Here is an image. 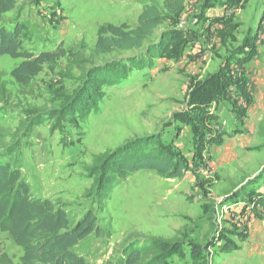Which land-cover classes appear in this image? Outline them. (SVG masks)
Here are the masks:
<instances>
[{
  "label": "rangeland",
  "instance_id": "obj_1",
  "mask_svg": "<svg viewBox=\"0 0 264 264\" xmlns=\"http://www.w3.org/2000/svg\"><path fill=\"white\" fill-rule=\"evenodd\" d=\"M16 1L17 9L5 16V26L12 29L14 23L23 25L27 34L25 48L35 53L64 50L67 55L56 65H46L27 88L12 77V71L22 60L0 57V162L16 163L34 194L62 204L73 224L91 211L95 214L97 231L76 248V253L89 264H120L125 248L131 243L157 240L180 247L183 255H175L170 264H196L200 259L198 264H238L239 253L229 252V245L239 246L238 243L246 241L248 231L230 223L226 219L227 208L223 207L238 200L252 186L264 188V168L252 175L245 172L260 165L264 167V112L256 114L251 109V113L244 112L243 117L249 116L247 126L252 133L230 141L236 150L244 149L242 155L208 144L211 140L204 122L202 126L195 122L199 114L181 113L189 111L198 96V90L191 91L187 82L198 79L202 82L211 77L214 80L210 85H213L219 79L225 84H222L224 92L230 95L232 84L228 80L232 81L218 72L221 63L229 57L235 60L237 51L240 53L248 40L257 43V51L261 48L264 51V0H244L232 7L225 0H217L218 7L206 11L202 9L204 3L209 5L214 0H198V5L197 0H192L194 10L187 22L190 37L194 39L195 35L196 42H202L207 50L206 62L195 73L188 65L176 63L174 54L183 47L177 40L173 43L176 48L166 57L153 64L144 58L170 23L159 26L141 49L117 50L111 54L96 52L98 33L103 26L137 27L142 11L137 2L141 0ZM151 4L162 6L152 1ZM224 10L229 13L228 24L217 31L208 24V17L203 16L221 14ZM134 59H139L140 64L145 59L150 66L138 69L132 63ZM260 63L264 69V57L258 55L245 66L244 73ZM235 68L238 75L237 70L241 69ZM91 70L101 76L111 74L113 82L119 80L116 85L103 88L104 97L96 112L85 121L63 123L57 130L52 129L54 121L50 119L30 132L26 130V111L47 114L60 110L86 82ZM122 71L129 75L118 78ZM257 77L249 82L254 93L250 103L262 92L260 106L263 107L264 87L259 85L264 84V75L259 81ZM244 79L245 76H237L238 83ZM218 109L220 119L229 111L224 103ZM240 112L242 104L236 105L234 113L229 111L226 115L242 117ZM127 146L129 150L123 153L129 152L131 156L142 155L145 149L156 152L168 148L186 164L185 173L182 177L167 179L155 171L141 170L126 179L117 178L111 189H106L105 196H99L94 190L97 183L94 168L97 171L109 156ZM197 146L207 147L208 152L196 154ZM193 147H196L195 154ZM8 149L16 153L7 156ZM242 157L247 163L236 173L241 175L227 179L231 175L229 170L239 168ZM231 193L229 202L221 199ZM261 198L264 194L254 191L244 203L245 208L253 206L256 218L264 220V215L257 216L264 210L258 212L255 206ZM261 235L264 246V231ZM246 243L250 244L248 240ZM0 246L14 264H22L23 250L9 234L1 231Z\"/></svg>",
  "mask_w": 264,
  "mask_h": 264
},
{
  "label": "trees",
  "instance_id": "obj_2",
  "mask_svg": "<svg viewBox=\"0 0 264 264\" xmlns=\"http://www.w3.org/2000/svg\"><path fill=\"white\" fill-rule=\"evenodd\" d=\"M184 8L185 0H167L163 9L155 4L145 5L138 17L136 28L129 29L127 25H107L100 28L95 50L99 54H111L117 50L141 49L159 26L179 17ZM16 9V0H0V57L9 56L22 60L12 71V77L19 85L27 88L44 71L46 65H56L67 53L64 50L59 53H35L27 50V34L23 25L14 23L12 29L5 26V16ZM176 38L177 32L174 30L164 32L160 40L148 48L144 58L152 60L162 57L169 47L177 46L173 44L175 40L180 41L178 45H182L183 41ZM146 60L141 59L143 63L140 64L139 59H134L132 63L142 69L149 65L147 63L146 66ZM122 76L128 74L122 71L118 78ZM113 78L111 74L101 76L97 71L91 70L86 82L60 110L47 114L26 111V130L30 132L34 127L42 125L46 119L54 121L53 130L61 128L63 123L76 124L85 121L91 113L98 110V105L104 97L103 88L116 85L119 81L113 82ZM128 150V146L120 149V152L109 156L101 168L97 167V171L94 168L97 177L94 190L99 196H105L106 189H111L113 181L117 178L126 179L141 170L155 171L167 179L184 175L186 164L169 152L168 148L156 152L145 149L146 153L138 156H131L129 152L123 153ZM15 153L16 151L8 149L6 155ZM255 206L258 212H263L264 198L256 202ZM263 213H257V216L261 218ZM96 223V216L91 211L73 224L62 204L39 198L34 194L31 184L16 163L0 162V231L9 234L23 250L22 264H89L85 257L75 250L90 235L95 234ZM179 249L177 244L164 241L154 240L147 244L134 242L125 248L119 262L170 264V259L175 255H183ZM200 261L202 259L196 264ZM0 264H14L13 259L1 246Z\"/></svg>",
  "mask_w": 264,
  "mask_h": 264
},
{
  "label": "crops",
  "instance_id": "obj_3",
  "mask_svg": "<svg viewBox=\"0 0 264 264\" xmlns=\"http://www.w3.org/2000/svg\"><path fill=\"white\" fill-rule=\"evenodd\" d=\"M151 1L157 4L158 3L162 4L160 8L163 9L164 3L167 0H154V1L153 0H141L137 2V5L143 9L145 5H150ZM242 1L244 0H225V3L228 2L229 3L228 5L232 7L233 5H237V6L241 5ZM216 2L217 0H214L209 5L207 2L204 3V6L202 8L203 11H206L207 9L211 10L215 7H218V4H216ZM192 4H193L192 0H185L184 11L181 13L179 17L167 22V23H170V26L167 28H164L161 35L168 30H174L175 32H177L176 39H180L181 41H183V44H182L183 47L180 49V51L175 52L174 59L176 60V63H178L181 66L184 64L188 65L191 71L195 73V72H200L199 70L203 66L202 63L206 62L205 53L207 50L206 51L204 50L205 47L202 42L201 43L199 41L196 42L197 39L195 35L193 37L194 39L190 37L189 31H191V29L189 28V23L187 22L190 21V17H189L190 13L194 10V8H191ZM196 4L197 5L199 4L198 0L196 1ZM186 11L188 12L186 13ZM228 15L229 13L224 10L221 14L214 13V14H207L206 16L204 14L203 17L205 19L208 17L207 18L209 22L208 24L211 23V27H213L214 29L216 28L217 31H220L221 28H225L227 26ZM167 23L163 25H168ZM171 23L174 25H171ZM207 27L209 29V25ZM256 44L257 43L254 42V40H248V44L243 45L240 48L239 50L240 53H238L237 51V54L235 55V57L237 56V58L235 60L229 57L226 60H224V62L221 63L220 70L218 72L221 73L223 76H226L232 81L230 82L228 79H226L228 80L229 85L232 84L231 88H229V91L231 92L232 96L231 94L229 95L228 93L224 92L223 85L225 84L223 82H220L219 79H217L213 85H210V83H213V80H214V78H211V77L209 79L207 77L205 81H202V82H200L201 79H198L196 82L197 83L200 82L199 84H196V82H193V81L187 82V86H191L192 88L191 91L193 89L198 90V96L196 100L194 101V103L190 106L189 111L183 112L181 114H187L191 112L194 116H197L199 114L195 122L198 125H201L204 122L205 128L207 129L209 133L208 140H211L210 142H208V144H211L215 148L220 147L221 151L224 150L230 154H232V152H229V151H233V150L238 151L239 152L238 155L244 154L243 148L236 150L234 146L233 147L231 146L230 141H232L234 138L240 135H242L243 137V136H247L248 134L252 133L251 129L249 128L250 126L249 125L247 126V123L249 122V118H248L249 116L246 118L243 117L244 112H246L247 110H249L250 112V109L252 110V112H255L256 114L264 112V106L263 107L260 106V98L263 99V93L259 92L258 93L259 95H255L254 102L250 103L253 100L251 98L252 97L251 94H254V93L249 88V82L252 83V78L254 81V77L256 75L258 76L257 81L262 80V75H264V69L261 68L262 67L261 63L258 64L256 68L250 67L249 68L250 72H249V69L247 68L248 72L244 73L245 66L246 67L249 66V64L253 60H255V58L258 55H259V58L264 57V51L262 50V48L258 50L259 52L257 51V49H255ZM172 49H174V47L172 46L169 47L166 50L165 54L159 58L166 57V55H168L167 53H169V51H171ZM159 58H155V59L153 58L150 64L151 63L153 64ZM239 63L241 66L238 65ZM150 64L148 65V67L150 66ZM146 66H147V63H146ZM235 67H240L241 69V70H237L239 72L238 75L237 73H235L236 70H233V69H236ZM215 75H218V73H216ZM239 75L245 76V79L243 80V82L238 83L237 76ZM259 86L264 87V84L260 82ZM221 103H224V105L228 107V110L231 113H234V108H236V105L240 106L242 104V112H240V115L242 117H239L238 115L236 116L234 114H231V117L230 116L228 117L226 113L229 111H227L225 112V115H224L225 117L220 119L218 105H220ZM246 106H248V109L245 108ZM240 118H244V119H240ZM217 126H218V129H217ZM251 126H252V123H251ZM193 135L195 137V134ZM193 140H195V138H193ZM201 149H202V152H200ZM195 150H196V147H193V150H192L193 154H195ZM205 151L206 153L208 152L207 147H203V148L198 147V149L196 150V154H202ZM244 157L240 158L241 162H239V168L235 169L234 171H232L233 169L229 170V172H231V175L229 176L231 177L228 176L227 179L232 180L233 178H236L241 175V173L240 174H236V173L241 172L240 170H242L244 165L247 163V161L245 162ZM235 160L237 161V159ZM250 167L251 166L246 167V168H250ZM190 168L193 169L194 167L190 165ZM262 168L264 167L260 165V166H257L253 170H245V172L249 174L251 173L250 175H252L253 174L252 172L256 170L262 171L263 170ZM224 178L226 179V176H224ZM255 186H252L247 192H242L239 199L234 202H229L227 199V198H231V196L233 195L232 193L231 195L223 196V198H221L224 200L227 199L226 202L227 201L229 202L227 203L228 209L225 210L226 215H227V216L225 215L227 217L226 219H229L230 223H232L236 227H241L244 230L248 231V237L246 241L248 240L250 244H247L246 241H242L238 243L239 246L229 245L231 246L228 250L229 252H232L233 254H235L236 252L239 253L240 259L238 260L239 262L238 264H264V250H263L264 246L260 242V238L262 236L261 234L264 231V220H260L256 218L252 213V209L245 208V203H244V200L247 199V195L253 194L254 191L256 192V194H261V193L264 194V188H262L263 186H260V187H257V186L255 187Z\"/></svg>",
  "mask_w": 264,
  "mask_h": 264
},
{
  "label": "built area",
  "instance_id": "obj_4",
  "mask_svg": "<svg viewBox=\"0 0 264 264\" xmlns=\"http://www.w3.org/2000/svg\"><path fill=\"white\" fill-rule=\"evenodd\" d=\"M225 207L228 209V207H227V206H224L223 208H225ZM250 208H251L252 210L254 209V208H253V206H250ZM227 209H226V210H227Z\"/></svg>",
  "mask_w": 264,
  "mask_h": 264
}]
</instances>
